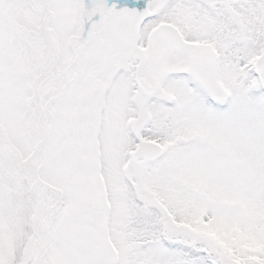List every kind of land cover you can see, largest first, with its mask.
<instances>
[{"label":"snow or ice","instance_id":"snow-or-ice-1","mask_svg":"<svg viewBox=\"0 0 264 264\" xmlns=\"http://www.w3.org/2000/svg\"><path fill=\"white\" fill-rule=\"evenodd\" d=\"M0 264H264V0H0Z\"/></svg>","mask_w":264,"mask_h":264}]
</instances>
